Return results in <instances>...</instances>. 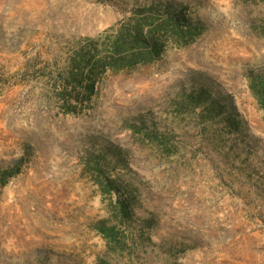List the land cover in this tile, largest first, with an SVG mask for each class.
Returning a JSON list of instances; mask_svg holds the SVG:
<instances>
[{"label":"rangeland","instance_id":"374dc122","mask_svg":"<svg viewBox=\"0 0 264 264\" xmlns=\"http://www.w3.org/2000/svg\"><path fill=\"white\" fill-rule=\"evenodd\" d=\"M175 1L202 33L100 72L88 96L79 52L105 56L145 0H0V264H264V116L243 75L264 65V0ZM191 76L230 92L249 134L179 111ZM99 142L127 150L110 171L136 188L116 247L95 228L111 197L84 167Z\"/></svg>","mask_w":264,"mask_h":264},{"label":"trees","instance_id":"16d2710c","mask_svg":"<svg viewBox=\"0 0 264 264\" xmlns=\"http://www.w3.org/2000/svg\"><path fill=\"white\" fill-rule=\"evenodd\" d=\"M135 13L137 20L123 25L110 42L105 56L99 57L91 48L79 52L74 72L70 77L75 85L87 88L88 96L94 89L95 76L100 72L108 68L118 72L121 69H133L138 63H152L161 57L169 37L180 45L189 44L204 29L201 21L186 15L185 3L175 0H145L137 4ZM84 65L89 67L87 73ZM243 75L264 116V65H249ZM191 77V87L188 91L183 89L177 100L176 107L179 111L196 113L200 120L207 124H220L221 130L232 135L249 134L248 122L238 110L230 92L207 76ZM146 119L141 117L143 125H146ZM139 126L141 125L136 122H128L131 129L137 128L140 131ZM152 135L157 138L155 129ZM99 143L97 150H89L86 154L84 167L93 177L100 192L111 197L112 223L101 219L96 222L95 228L110 247H116L117 244L124 243L118 237L117 226L130 224L136 213V188L132 183L125 184L119 176L112 175L110 171L117 165L129 168L127 150L113 144ZM18 166L17 161L14 169L6 172L1 184H5L8 177L18 172Z\"/></svg>","mask_w":264,"mask_h":264}]
</instances>
